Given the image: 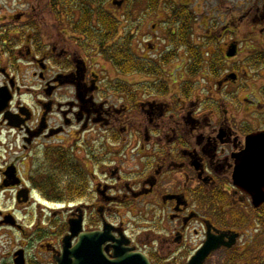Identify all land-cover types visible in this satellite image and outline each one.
I'll return each mask as SVG.
<instances>
[{"label": "flooded vegetation", "instance_id": "af4514ba", "mask_svg": "<svg viewBox=\"0 0 264 264\" xmlns=\"http://www.w3.org/2000/svg\"><path fill=\"white\" fill-rule=\"evenodd\" d=\"M4 1L0 264H56L72 221L81 223L79 234L107 229L108 260L118 245L125 259L129 251L151 264H188L213 239L217 248L202 264H264V201L256 204L235 180L250 167L247 138L264 132V1L219 33L208 28L200 47L212 51L192 72L190 54L169 41L168 12L160 37L154 24L130 27L125 10L107 44L124 40L126 49L130 39L145 68L127 73L63 12L55 16L51 0L52 27L33 7ZM243 20L250 35H262L250 39L246 58ZM180 51L187 59L176 75L169 69Z\"/></svg>", "mask_w": 264, "mask_h": 264}, {"label": "rangeland", "instance_id": "374dc122", "mask_svg": "<svg viewBox=\"0 0 264 264\" xmlns=\"http://www.w3.org/2000/svg\"><path fill=\"white\" fill-rule=\"evenodd\" d=\"M47 1L48 0H18V6L17 9L19 10H26L30 9L31 7L34 8L36 11V14L41 18L44 25L48 27L53 26V19L54 17L47 12ZM264 0H185L182 1L184 3L191 4L190 9L194 10L196 13V18L193 22V35L191 37V42L196 45L200 52L203 53L205 51H212V47L209 48H202L200 46L202 43L203 37L207 33V29L211 28L215 33H219L221 27L225 25V23L229 22L231 19L238 20L240 16L250 8V7H258L261 11V6L263 4ZM3 2H5L3 0ZM8 2H12V0H8ZM116 2V3H114ZM177 2V1H176ZM118 3L120 5L118 6ZM164 0H159L158 5L154 11H150L147 5V2L145 0H113V2L108 1V3L105 5L106 9L109 10L114 16L122 20V14L124 11L129 10V13L131 14V17L127 19L126 17V23L129 21L130 27L135 24V20H138L141 22L142 29L141 31H150L152 28V24H154L155 31L158 32L160 37H163V29L165 26V23L163 22L165 19V16L167 15V8H165ZM260 13V12H259ZM128 20V21H127ZM247 22L243 20L240 22L239 25V31H241V38L242 40V53L239 56L240 58H246L250 52L254 50L252 47H248L250 44V39L252 37H257L259 40V36L262 37V35L253 34L251 32H248V28L246 24ZM124 25V20L120 22V25ZM249 26V25H248ZM133 28V27H132ZM132 30V29H131ZM238 31V32H239ZM136 31H134L135 33ZM231 34L229 33V37ZM144 37V36H143ZM260 37V38H261ZM142 36L139 33L135 34V44L136 39H139L137 46L135 47L136 50L139 49V44L143 41ZM238 39V38H237ZM142 40V41H141ZM255 41V39H253ZM160 42V40H159ZM134 44V43H133ZM161 46H164L162 43ZM220 48L223 50L222 43L219 45ZM160 47V46H159ZM248 47V48H247ZM161 48V47H160ZM180 53V60L176 63V65L170 67V71L174 69V73L176 75L180 74L183 70L182 66L183 63L186 61V56H184V53L182 54V51ZM151 55H155V53H151ZM205 58H207L206 55H204ZM101 61V58L99 59ZM109 65L108 63H106ZM102 65V64H101ZM262 83V82H259ZM263 84V83H262ZM6 239L5 237H0V254L1 257H4L6 254V249L4 248V245H6ZM45 263V262H44Z\"/></svg>", "mask_w": 264, "mask_h": 264}, {"label": "trees", "instance_id": "16d2710c", "mask_svg": "<svg viewBox=\"0 0 264 264\" xmlns=\"http://www.w3.org/2000/svg\"><path fill=\"white\" fill-rule=\"evenodd\" d=\"M108 1L112 2V0H51V10L57 17L63 12L67 18H70L71 25H75L80 34L88 37L89 44H97L100 54L112 60L123 73L143 71L144 61H139L127 48L130 39L126 38V49L124 40L116 41L112 45L107 44L117 35L118 27L122 22L106 9L105 5ZM145 1L150 11H154L159 2V0ZM163 4L170 14L167 17L169 29H175L174 33L170 32L169 41L173 46L184 47L185 51L190 54L194 63L190 62L189 66L193 64L199 67L203 62L201 52L191 42V25L195 20V14L182 1L164 0ZM77 15L78 18L75 20ZM126 17L127 19L131 17L129 10L126 11ZM195 69L192 70L190 66V72Z\"/></svg>", "mask_w": 264, "mask_h": 264}, {"label": "water", "instance_id": "95a60500", "mask_svg": "<svg viewBox=\"0 0 264 264\" xmlns=\"http://www.w3.org/2000/svg\"><path fill=\"white\" fill-rule=\"evenodd\" d=\"M120 3H118V6ZM231 52L229 54L232 55ZM247 150L244 154L246 161L250 164L248 169H239L235 180L249 189L256 204L264 201L261 187L264 186V132L250 135L247 138ZM256 182H261L256 184ZM69 234L63 240L62 252L55 258L56 264H151L144 256L126 251L118 245L114 247V259L108 260L102 252V244L108 239L107 229L103 231L83 232L79 221L69 222ZM78 238L72 243V239ZM216 240H207L200 251L191 258L188 264H202L203 259L215 248Z\"/></svg>", "mask_w": 264, "mask_h": 264}]
</instances>
